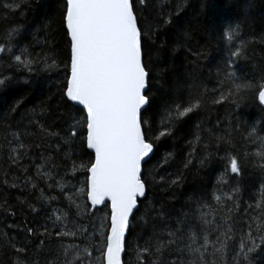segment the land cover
Wrapping results in <instances>:
<instances>
[{
	"label": "snow or ice",
	"instance_id": "snow-or-ice-1",
	"mask_svg": "<svg viewBox=\"0 0 264 264\" xmlns=\"http://www.w3.org/2000/svg\"><path fill=\"white\" fill-rule=\"evenodd\" d=\"M147 3L148 0H61L60 23L67 41L63 60L43 52L34 54L31 45L21 44V30L15 27L0 42V59H4L0 64V90H10L21 83L30 87L34 76L62 74L61 99L70 109L66 129L61 130L63 137L38 120L30 123L39 127L42 140H62L46 145L52 151L60 152L67 146L73 149L74 156L79 140L89 155L87 162L81 160L79 164L69 158L70 177L67 173L61 176L55 158L46 155L38 157L40 163L24 167L23 160L32 146L22 142L23 132L6 133L4 151L11 165L22 169L23 188L38 192V202L48 206L42 231L27 229L30 236L37 237V245L31 252L28 245H12L16 258L11 264H126V254L134 255L135 264H258L257 257H264V206L257 205L258 215H250L241 209L237 189L223 197L215 195L214 204L193 200L189 210L183 212H169L148 203L155 181L148 166L157 142L172 132L165 128L148 135L151 124L146 114L153 99L147 47L159 26L172 24L173 18L161 9L155 17L156 24L147 23L141 14ZM30 4L31 0H19L11 10L22 11ZM186 6L178 4L173 15L179 17ZM4 7L10 8L7 4ZM240 28V22L231 19L221 28L227 47V69H233L246 54L245 41L234 44ZM217 75L221 79L219 86L211 89L216 97L212 104L228 100L238 104L251 94L264 111V77L255 81L224 69ZM189 83L190 97L173 101L167 108L165 118L169 123L201 108L208 90L199 92L195 83ZM23 103L18 100L12 111H18ZM40 107L43 113V104ZM219 139L231 142L227 135ZM246 139L257 147L245 153L248 162L264 172V119L259 129L251 127ZM35 147L40 149L42 145ZM195 151L194 148L189 153L184 168L192 164ZM170 156L164 158V164ZM204 162L200 160L201 165ZM226 173H242L239 155L227 156ZM159 179L164 181V177ZM180 179L178 176L171 184H179ZM104 209L106 214L97 215ZM32 210L39 215L40 209ZM145 216L151 217L150 228L130 240L134 223L138 225Z\"/></svg>",
	"mask_w": 264,
	"mask_h": 264
},
{
	"label": "trees",
	"instance_id": "trees-1",
	"mask_svg": "<svg viewBox=\"0 0 264 264\" xmlns=\"http://www.w3.org/2000/svg\"><path fill=\"white\" fill-rule=\"evenodd\" d=\"M18 2L0 0V42L15 27L21 30V44L31 45L30 50L34 54L43 52L56 56L58 60L65 59L67 41L60 23L61 0H31L30 6L22 11L11 10ZM181 3L187 6L177 17L173 13ZM6 4L10 8L6 9ZM161 9L172 15L173 23L159 26V31L147 47L153 104L146 119L151 124L150 137L165 128H169L172 134L157 142L148 166L155 176L148 193V203L169 212H183L189 210L193 200L202 199L214 204L212 198L215 195L223 197L225 193L237 189L241 209L257 216L259 209L256 206H264V172L248 162L245 153H252L257 147L246 137L253 125L257 129L261 127L264 111L251 94L238 104L232 100L212 104L211 100L216 97L211 89L219 86L221 77L217 73L221 69L235 71L238 76L255 81L264 77V0H148L141 14L147 23L155 25V17ZM227 19L238 20L241 24L240 35L234 44L238 45L241 40L247 43L245 56L235 62L233 69L225 67L227 47L221 38V28ZM3 62L4 59H0V64ZM61 76L55 73L34 76L30 87L21 83L13 89L0 90V264H11L16 258L12 245H28L30 252L35 248L38 239L30 236L27 229L32 227L37 233L42 231L48 207L38 202V192L23 188L22 169L12 166L4 151L7 147L4 140L6 133L23 132L22 142L32 146L23 160L24 167L32 162L40 163L38 157L46 155L50 159L55 158L61 176L67 173L70 177L71 159L79 164L89 158L79 140L76 141L74 156L73 149L67 146L60 152L52 151L46 145L62 143V140H42L39 127L30 123V120H38L51 132H61L63 137L61 130L66 129L65 121L69 118L70 109L61 99ZM189 80L198 86L199 92H204L205 88L208 90L204 102L190 116L173 119L169 123L165 118L166 110L173 101L181 102L190 97ZM18 100L24 103L13 112L12 108ZM72 115L76 113L72 112ZM226 135L230 136V143L219 139ZM38 143L42 145L40 149L35 147ZM194 148L193 162L184 168ZM169 154L168 163L164 164V158ZM230 154L241 157L240 175L226 173L227 156ZM201 159L205 161L202 165ZM162 164L163 167H157ZM178 176L181 177L180 183L171 184V180ZM160 177H164L163 182H160ZM79 179L83 181V174L79 175ZM13 184L17 186L13 187ZM33 208L40 209L39 215ZM106 212L107 209H104V213L97 215ZM151 223L149 216H145L138 225L134 223L135 231L130 240L145 234L144 230L150 228ZM125 260L126 264H135L134 255L126 254ZM257 262L264 264V257H257Z\"/></svg>",
	"mask_w": 264,
	"mask_h": 264
}]
</instances>
